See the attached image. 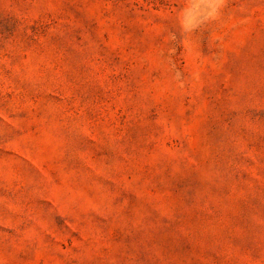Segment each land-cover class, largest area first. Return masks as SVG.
Segmentation results:
<instances>
[{
	"label": "rangeland",
	"instance_id": "374dc122",
	"mask_svg": "<svg viewBox=\"0 0 264 264\" xmlns=\"http://www.w3.org/2000/svg\"><path fill=\"white\" fill-rule=\"evenodd\" d=\"M0 264H264V0H0Z\"/></svg>",
	"mask_w": 264,
	"mask_h": 264
}]
</instances>
